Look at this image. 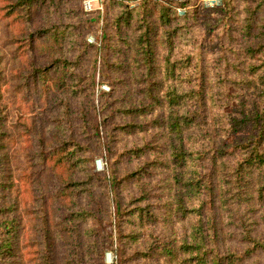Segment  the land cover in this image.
I'll use <instances>...</instances> for the list:
<instances>
[{"label":"trees","instance_id":"1","mask_svg":"<svg viewBox=\"0 0 264 264\" xmlns=\"http://www.w3.org/2000/svg\"><path fill=\"white\" fill-rule=\"evenodd\" d=\"M219 1L0 0V264H264V0Z\"/></svg>","mask_w":264,"mask_h":264},{"label":"rangeland","instance_id":"2","mask_svg":"<svg viewBox=\"0 0 264 264\" xmlns=\"http://www.w3.org/2000/svg\"><path fill=\"white\" fill-rule=\"evenodd\" d=\"M83 0H81V2H82ZM104 2V1H103ZM123 2H125L124 0H123ZM142 2V1H141ZM140 2V3H141ZM92 3V5L93 6H95L96 7V9H93V10H91V11H95V10H97L98 8H97V3L95 2V1H92L91 2ZM160 3V2H159ZM82 4V3H81ZM161 4H165V3H161ZM200 4L201 5H203L204 6V3H203V1L202 0H200ZM101 5H102V9H100V11H102L103 9H104V4L103 3H101ZM137 6V5H136ZM216 6V5H215ZM81 7H82V5H81ZM83 8V7H82ZM208 8H211V7H208ZM84 10V9H83ZM99 10V9H98ZM100 25L102 24V18L100 19V23H99ZM99 25V26H100ZM99 31H100V29H96V27L92 30V32L90 33V34H88V36H92L93 38H95V36L93 35V33L95 32V33H98L99 34ZM87 36V37H88ZM86 40H87V38H86ZM95 43L94 44H97L98 43V41L96 40V38H95ZM98 78H99V76H98V74L96 75V80H98ZM101 85H105V86H107V84H101ZM101 85H97L96 87H95V95H97L98 93H99V91L100 90H104V89H102V87H101ZM108 87V86H107ZM109 90V89H108ZM108 90H104V91H108ZM9 100V102L11 103L10 105H9V107H8V117H9V122H10V124H12V122H14V120H15V118L17 117V115H18V113H19V111L21 110L22 111V109H25L26 107H27V105L26 106H24V104L23 103H21L19 100V98H16L15 99V102L13 103V101H12V99L11 98H9L8 99ZM18 106H19V108H18ZM25 107V108H24ZM20 160H22V157L20 156ZM94 165H95V169L96 170H98V171H100V170H103V165H104V161H103V159L102 158H99V157H96L95 159H94ZM121 166H123V164L122 165H120V167ZM113 260H114V254L111 252V251H106L105 252V254H104V261H105V263L106 264H113L114 262H113Z\"/></svg>","mask_w":264,"mask_h":264},{"label":"built area","instance_id":"3","mask_svg":"<svg viewBox=\"0 0 264 264\" xmlns=\"http://www.w3.org/2000/svg\"><path fill=\"white\" fill-rule=\"evenodd\" d=\"M92 1H95L98 4L97 8L100 10V9H102L101 3H103V1H106V0H83L82 1V7H83L84 11L89 12V11H91L93 9H96V7L92 5V3H91ZM124 1H125L124 3H126L129 7H134V6L138 5L141 1H144V0H124ZM151 1L160 2V3H167L168 0H151ZM202 1L204 3L205 7H213L215 5H218L219 2H220L219 0H202ZM184 10L185 9L181 8V7H177L176 8V11H177V13L179 15L184 14ZM87 41L90 42V43H93V44L96 42L95 38H93L92 36H88L87 37ZM101 87L104 90H108L109 89L105 85H101ZM103 167H104V165H103Z\"/></svg>","mask_w":264,"mask_h":264}]
</instances>
